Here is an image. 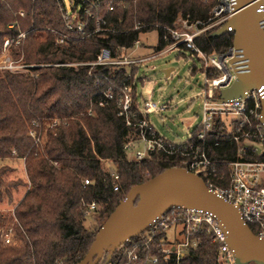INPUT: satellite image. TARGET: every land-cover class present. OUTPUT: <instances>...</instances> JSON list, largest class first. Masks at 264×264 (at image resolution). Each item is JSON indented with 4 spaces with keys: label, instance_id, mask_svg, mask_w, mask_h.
Instances as JSON below:
<instances>
[{
    "label": "trees",
    "instance_id": "16d2710c",
    "mask_svg": "<svg viewBox=\"0 0 264 264\" xmlns=\"http://www.w3.org/2000/svg\"><path fill=\"white\" fill-rule=\"evenodd\" d=\"M217 3L103 0L110 31L83 38L66 32L56 0H0V46L5 39L26 33L11 52L14 59L23 56L25 64L36 65L31 69L34 75L0 72V206L5 202L13 205L15 193L28 188L7 228L14 232L9 245L4 243V236L10 219L0 212V264H79L131 188L167 169L185 168L180 152H152L141 161L129 159L125 146L138 140L141 131L128 127L119 113L126 89L131 90L133 110H140L135 89L137 68L89 64L97 61L103 49L109 50L112 60L123 61V51L132 49L140 35L150 31L158 32L156 50L162 52L173 44L170 30L181 29L183 22L200 23L202 28L209 23ZM108 7L114 10L108 12ZM214 32L207 31L195 39V46L204 55L224 53L233 45L232 35L216 37ZM64 34L68 39L58 42ZM66 64L71 66H62ZM206 73L209 78L219 75L213 69ZM142 119L149 120V116L139 112L132 120ZM252 123L256 125L258 120ZM199 130L186 146L200 144ZM225 131L216 118L206 135L205 148L217 165L213 189L230 184L229 163L259 160L251 152L240 155L237 143L222 137ZM23 159L30 187L12 179L16 174L12 161ZM92 203L98 206L93 214L98 215L94 218L97 223L87 227L83 205ZM172 217L173 210L163 218L167 223L160 220L127 242L108 264H219L218 247L205 229L191 236L198 244L191 246L179 263L174 255L165 260L163 249L171 246L168 231ZM251 229L256 233L254 227ZM106 262L107 254L100 264Z\"/></svg>",
    "mask_w": 264,
    "mask_h": 264
},
{
    "label": "built area",
    "instance_id": "2783aa9c",
    "mask_svg": "<svg viewBox=\"0 0 264 264\" xmlns=\"http://www.w3.org/2000/svg\"><path fill=\"white\" fill-rule=\"evenodd\" d=\"M69 1H75V6L69 4L68 8L66 0H56L67 33L88 38L91 35L110 31L107 27L104 14L103 0ZM258 1H262L263 3L258 11H264V0ZM236 2L237 0H218L213 10L212 18L202 28L199 27L201 25L200 23L189 25L188 22H183L184 30H170V37L173 40V44L159 53L160 56L175 48L184 47L204 62L206 87L203 92L205 96L203 100V121L197 134V139L200 142L198 146H186L189 141L184 144L169 143L154 130L148 119L135 120L136 122H134L132 119L137 118L139 112L144 116H149L151 113L167 110L169 107L168 105L159 107L158 104L153 102H145L143 110L140 109L139 112L134 111L132 108L133 98L130 89H126L123 99L120 102L121 112L119 115L125 118L128 127H136L141 131L138 140L131 141L125 146L128 155L132 156L131 160L141 161L149 157L152 152H165L169 155L180 152L181 163L185 166V169L199 175L203 180L204 178L207 179L208 183H211L215 178L217 165L209 157L205 148L206 135L212 131L215 119L220 118L226 130L222 134V137L236 142L239 146L240 155L251 152L257 155L259 160H238L229 163L230 184L226 188L217 186L213 189L212 183L208 185L204 181L210 189L237 206L244 222L250 228L254 227L256 229L255 234L258 237L264 238V123L259 121L264 89L261 88L258 91H254L244 99L226 102L221 101L220 98L215 99L216 92H220L221 89L229 87L235 81L236 74L232 70L229 61L232 58L240 57L237 54L241 52L236 51L232 45L224 53L204 55L195 46V39L197 37L207 31H217L234 16ZM106 10L110 12L114 8L108 7ZM21 15L23 16V14ZM13 27V24L9 26L11 29ZM227 34L233 36L232 28H229ZM25 37L26 33H21L15 39L7 38L3 45L0 46V72L7 71L13 74H29L27 72L35 67L25 64L22 59H14L11 54V48L19 45ZM66 39H68V35L64 34L58 42L63 43ZM141 61L143 60L115 61L111 59L109 50L103 49L97 61L89 65H136ZM62 66L71 65L66 64ZM208 69L217 70L219 72L218 77L209 78L206 73ZM31 75H34V73H31ZM107 97L110 99L113 98L112 94H108ZM253 119L258 120L256 125H253ZM244 127H247V130H243ZM140 142L145 145L143 151L136 150V145ZM85 184L89 185L90 182L86 180ZM115 190H118V187ZM83 206L86 208V218L91 217L98 208L96 203ZM179 210L181 212H178ZM163 218L160 220H163ZM179 220H182L181 224H177ZM170 221L173 226H180L182 229L178 234V239L174 243H171V246L164 247L163 253L165 254V260H168L174 255L175 261L179 263L181 257L188 252L191 246L198 244V240L192 239L191 236L198 235L205 229L212 237L213 243L218 247V263L236 264L233 251L227 245L226 233L211 214L175 209L173 210V217ZM163 222L167 223V220L164 219ZM13 235V229H7L4 236V243L7 245L11 244ZM134 259L136 260V257ZM154 261L157 262V259H154Z\"/></svg>",
    "mask_w": 264,
    "mask_h": 264
},
{
    "label": "water",
    "instance_id": "95a60500",
    "mask_svg": "<svg viewBox=\"0 0 264 264\" xmlns=\"http://www.w3.org/2000/svg\"><path fill=\"white\" fill-rule=\"evenodd\" d=\"M262 1L237 0L234 16L213 33L220 37L233 30V47L241 53L229 64L235 81L220 90L223 102L244 99L264 89V11ZM173 69L165 70L170 77ZM264 123V98L261 116ZM175 209L211 214L227 236L236 264H264V238L258 237L242 218L239 208L210 189L197 174L185 168H170L130 189L105 221L79 264H100L127 242L146 232L154 223Z\"/></svg>",
    "mask_w": 264,
    "mask_h": 264
},
{
    "label": "rangeland",
    "instance_id": "374dc122",
    "mask_svg": "<svg viewBox=\"0 0 264 264\" xmlns=\"http://www.w3.org/2000/svg\"><path fill=\"white\" fill-rule=\"evenodd\" d=\"M66 4L75 6V1L66 0ZM184 30L182 26L181 29ZM158 32L150 31L142 33L132 49L123 51V61L143 60L135 65V84L138 107L143 110L145 102H153L168 105L167 110H160L149 115V121L154 130L171 144H184L188 142L193 133L201 126L203 121V100L206 87L204 62L184 47L175 48L159 56ZM12 54V52H11ZM13 56V55H12ZM155 56V57H154ZM154 57V58H152ZM152 58V59H151ZM23 60V56L21 58ZM36 66L35 64H32ZM173 69L170 77H166L164 71ZM31 75V70L29 72ZM28 75V74H26ZM35 135V134H34ZM144 143L136 145V150L143 151ZM132 159V156H128ZM25 159L12 161L16 174L12 179H19L29 183V177ZM108 167H112L107 162ZM106 166V168H108ZM26 188H20L14 195L13 205L5 202L0 206V212L10 220L5 229L10 227L11 218L15 214L16 204L24 196ZM98 215L85 218L87 227L95 226ZM182 227L172 225L168 231L169 240L174 243L178 239Z\"/></svg>",
    "mask_w": 264,
    "mask_h": 264
}]
</instances>
